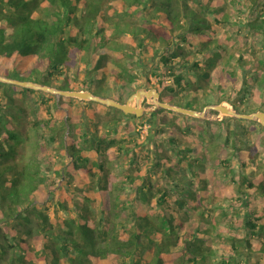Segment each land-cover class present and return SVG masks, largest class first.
I'll return each instance as SVG.
<instances>
[{
  "label": "trees",
  "instance_id": "16d2710c",
  "mask_svg": "<svg viewBox=\"0 0 264 264\" xmlns=\"http://www.w3.org/2000/svg\"><path fill=\"white\" fill-rule=\"evenodd\" d=\"M214 26L234 30V37L244 29L264 48V0H0V75L124 102L143 86L137 80L149 86L161 68L160 100L200 111V93L183 103L165 91V78L172 79L171 91L196 88L183 79L186 71L238 112L264 111V52L256 55L251 40L246 51L231 52V33L219 35ZM16 93L37 96L40 105L53 101L48 118L35 122L49 130L45 147L56 142L66 157L50 183L25 159L24 108ZM253 99L256 108L249 106ZM73 101L0 82V264H264V170L251 179L241 171L239 180L229 172L235 187H226L216 176L218 164L206 167L202 151L179 147L189 129L174 118L159 120L160 108L150 115L158 135L169 128L173 156L159 147L142 150L154 158L144 171L131 142L98 133L134 115L110 107L113 114L100 117L94 102H83L76 115ZM247 129L225 130L239 168L255 156ZM183 165L194 178L177 174ZM179 181L198 192L181 194ZM123 189L132 196L122 199ZM209 195L223 201L214 218ZM50 204L63 214H50ZM229 205L230 212L222 208ZM215 234L227 252L213 246Z\"/></svg>",
  "mask_w": 264,
  "mask_h": 264
},
{
  "label": "rangeland",
  "instance_id": "374dc122",
  "mask_svg": "<svg viewBox=\"0 0 264 264\" xmlns=\"http://www.w3.org/2000/svg\"><path fill=\"white\" fill-rule=\"evenodd\" d=\"M214 29L217 30V33L221 35V32H229L231 33L232 37V43L229 46V50L231 52H240V51H246L245 46L246 42L251 40L252 47H254V51L256 52V55H260L264 52V48L261 46L260 42L255 41L251 33H245L246 31L240 30L238 31L237 35L238 37H234L235 32L232 29H224L223 27L220 28L218 26H214ZM162 69L160 68L157 75L150 76V84L147 86L145 83H142V80H137L138 84H142L143 86L139 87H146V88H155L157 89V80L161 76L162 77ZM75 72V69L71 70V74L73 76ZM160 74V75H158ZM70 77V76H69ZM196 75L189 74L186 71H183V79L185 82H194L197 86L188 87L185 90L181 89H175V91L169 90L170 86H173L172 79L171 78H165L166 87L165 91L172 96L175 97L177 100H182L184 103L186 100L193 99L195 95H198L197 98V105L201 108L200 110H203L207 105H216L219 104L221 101H227V100H218L215 96L217 95L216 90H209L207 87V84L203 81L199 83V79H196ZM84 80L83 74L79 76L77 84L80 85L82 81ZM137 84V85H138ZM136 85V86H137ZM205 88H200L199 86ZM138 88V87H137ZM136 88V89H137ZM158 91V89H157ZM160 94V93H159ZM15 96L17 98H20V101L16 100L17 104H20L24 108L23 114V121L21 123V127L26 131L27 134V140L24 142L23 150L25 153V159L26 160H32L36 162L39 166V170L42 175L45 174L46 182L50 183L52 181L53 177H57V171L59 168H61L63 162H65L66 157L62 154V151L60 150V147H58V144L56 142L50 141V144L45 147V142L49 137V130L47 127L41 126L39 124L36 126L35 122L46 120L48 118L49 114L47 112V105H50L51 111H53V101L48 100L49 103L40 105L39 104V98L37 96H28L27 94H21L16 93ZM72 103V109L73 114H83L84 112V103L86 101L74 99ZM228 102V101H227ZM229 103V102H228ZM143 107L147 110V112H144L142 115H139L138 117L134 116H127L124 117L120 121V125H116L114 130L108 132L105 131L104 125L100 126L98 129V133L104 134L108 133L109 137L116 138L117 140H124L126 143L131 142V147H133V151L136 156V161L138 165L145 171L149 165H151L152 162H154V158L152 156L144 157L142 150L146 149L149 152H152L155 150V147H159L162 150H164L165 154L167 156L172 157L173 151L171 149V144L167 141L169 128L163 127L164 132L162 134L158 135V128L159 126L155 125V118H153L150 113L151 110L155 108L153 104H149L146 102H143ZM250 107L256 108L258 106V102L256 100H251L249 103ZM92 108L96 109L98 112V115L100 117H104L108 114H113L112 111H108L107 109L110 107H106L104 105L98 106L97 103H93ZM163 109V108H162ZM167 109H163L158 116L159 120H169L171 118H174L177 120L182 126H187L189 131L186 136H182L181 140L179 141V147H189L190 154H196L198 150L202 151L204 153V156L206 157V160H204V166H209L212 163L218 164V171L216 173V176L219 180H221V183L224 184L226 187H235L234 184L231 183L230 175L228 174L232 172L234 177L239 180L240 179V172L242 171L249 179L256 177L260 171L264 170V129L257 125H251L250 123L246 122H237L235 124L234 117H229L225 113L220 115L221 117L218 119L217 117L219 114L216 111L213 110H207L205 117L197 118L193 116H187L183 114L178 115H172L168 112ZM257 111V110H256ZM263 111V110H262ZM173 112V111H171ZM252 112V111H251ZM248 112V113H251ZM255 112V111H254ZM108 113V114H107ZM175 113V112H174ZM125 115H132V114H125ZM55 120H59V115L56 113L54 114ZM106 118V117H104ZM208 121L209 123L203 121ZM105 120V119H104ZM201 120V121H199ZM241 120V119H240ZM245 120V119H243ZM251 121V120H250ZM257 122V121H254ZM258 123V122H257ZM259 124V123H258ZM131 125H135L134 129L132 131H129L128 128ZM242 125H246L248 129L245 132L246 136V144L250 146L249 149H252V153L255 155L253 160H247L244 167L239 168V159L236 153H233L230 149V142L226 143L225 141V130L231 129L233 127L242 128ZM261 125V124H259ZM262 126V125H261ZM132 127V126H131ZM264 127V126H263ZM155 132V133H154ZM140 145V146H139ZM86 154L89 155V157L95 159L96 155L91 150H86ZM223 158L228 159V163H224ZM216 162H215V161ZM221 160V162H219ZM122 161H118V164H116L115 171L118 172L121 170ZM226 169L228 171H226ZM179 176L188 175L189 178H194L195 174L190 175L189 171L186 170L185 165L182 166L181 171L177 173ZM178 176V178H179ZM198 176V175H196ZM118 177V175H116ZM116 180V179H115ZM116 183H119L118 180H116ZM156 188L157 186H160V183L158 181L155 182ZM165 186H169V181L167 183H163ZM179 187L178 191L181 192V194H186L188 191L191 190L192 192H198V188H189V186L184 185L183 182L179 181ZM186 186V187H185ZM71 190V188H70ZM120 197L124 199V197H131L132 192L128 191L127 189H123L122 192L119 193ZM242 197L241 195H235ZM171 199L174 200L175 196L173 193H171ZM208 207L210 210V215L212 218L216 217L215 214L220 212L221 210V204L223 203L222 200H220L218 197L209 195ZM230 205L228 207L223 206L222 208L226 209L228 212H230L231 207ZM50 214H56V215H62V211L57 209L56 205L50 204L49 208ZM199 210L201 208H198ZM156 212H158L156 210ZM222 214V213H220ZM220 218H217L216 220H219ZM219 233L227 234L230 231H226L223 228H219ZM222 237V236H221ZM213 246H217L218 250H223L224 252L228 251V247L225 245H219L220 242L223 241V239L220 241L218 236L215 234L213 235ZM228 255V253H226ZM207 264H216L214 259H210Z\"/></svg>",
  "mask_w": 264,
  "mask_h": 264
},
{
  "label": "water",
  "instance_id": "95a60500",
  "mask_svg": "<svg viewBox=\"0 0 264 264\" xmlns=\"http://www.w3.org/2000/svg\"><path fill=\"white\" fill-rule=\"evenodd\" d=\"M0 82L17 85L22 88L33 89L35 91H42L45 93L56 95L57 97L63 96L72 99H78L86 102H94L122 111L124 114H132L136 117L142 115L147 110L143 107V102L153 104L155 106L151 112H157L160 108L173 111L175 113L193 116L197 118L205 117L207 110L211 109L216 111L221 117L225 113L229 117L257 121L264 126V111L257 110L251 113H241L233 108V106L227 101H221L216 105H207L203 110L189 109L183 106H178L168 102L160 100V94L155 88L138 87L133 93H131L124 102L115 100L112 97H103L94 94L90 90H78V89H58L56 87L48 86L31 80H19L10 78L4 75H0ZM224 115V114H223Z\"/></svg>",
  "mask_w": 264,
  "mask_h": 264
}]
</instances>
